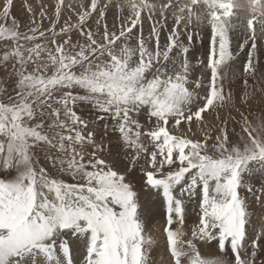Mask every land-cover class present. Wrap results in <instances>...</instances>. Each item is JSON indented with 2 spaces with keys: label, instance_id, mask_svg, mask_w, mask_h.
<instances>
[{
  "label": "snow or ice",
  "instance_id": "1",
  "mask_svg": "<svg viewBox=\"0 0 264 264\" xmlns=\"http://www.w3.org/2000/svg\"><path fill=\"white\" fill-rule=\"evenodd\" d=\"M111 4L21 22L0 0V264H264V42L213 0L206 29L179 0Z\"/></svg>",
  "mask_w": 264,
  "mask_h": 264
},
{
  "label": "bare ground",
  "instance_id": "2",
  "mask_svg": "<svg viewBox=\"0 0 264 264\" xmlns=\"http://www.w3.org/2000/svg\"><path fill=\"white\" fill-rule=\"evenodd\" d=\"M38 1H40L41 4H44L46 2V0H38ZM215 1H217L218 4ZM224 1H226L227 3V0H213V2L216 3L217 5H220V3ZM229 1H230V4L234 3L235 5H238V8L234 7L233 8V10H235L234 13H230V14L227 13L228 14L227 16H223V19L220 21V23L224 24L227 27L228 31L231 32L233 35H240L243 37H247L249 34H252L255 36V38H257L259 43H262V40H264V32H263L264 28H262L261 25H258L259 22L251 21L250 19L251 17L249 14L251 13L255 14L256 12L258 15V14H261L262 12L261 10H263L264 12V3H261L259 0H229ZM83 2L84 0H65V4H66L65 6L67 7L69 6L68 4H71V5L76 6L75 8H77ZM117 3H118V0H113L110 7L114 8V10L117 11L116 9ZM179 3H181L184 7L189 9V11L184 14L185 17L188 18L189 23H192L197 28L206 29L207 22H208L207 14L210 11V9L206 7V5L209 3V0H198V2L197 0H179ZM241 5H245L246 7L241 6ZM239 20L242 21L243 24H241ZM250 22H252L251 25H253V23H257L255 24L257 26L255 25L254 27L250 26L249 25ZM239 26H240V29H239ZM146 28H147V24L145 25V29ZM207 41H208L207 30L201 32L199 35L196 36L195 43H194L195 49L197 50L196 59H198L203 54L204 44H206ZM239 55L242 56L243 54L240 53ZM254 216L257 218V227H259L258 226L259 221L264 220V206L257 208L254 212ZM259 218L260 220H258ZM155 259L159 261L161 259V255L157 253L155 256Z\"/></svg>",
  "mask_w": 264,
  "mask_h": 264
},
{
  "label": "rangeland",
  "instance_id": "3",
  "mask_svg": "<svg viewBox=\"0 0 264 264\" xmlns=\"http://www.w3.org/2000/svg\"><path fill=\"white\" fill-rule=\"evenodd\" d=\"M113 1V0H112ZM229 0H227L228 2ZM261 3H264V0H259ZM217 3V1H215ZM220 2V1H218ZM221 3H224V2H221ZM220 3V5H221ZM226 3V2H225ZM224 3V4H225ZM230 4V1L228 2ZM218 4V3H217ZM41 3L40 1L38 0H13V8H12V15L17 18L19 21L23 22L25 21L30 13L28 11L29 7L32 8V10L37 14H39V11L41 10ZM66 5V4H65ZM69 6H71L72 8H75L76 6L74 5H71V4H68ZM116 5V4H115ZM227 5V4H226ZM231 6H227V8L225 9V14L223 16H227L228 14L227 13H234L235 10H233L234 7H237L238 8V5H235L234 3H231L230 4ZM241 6H244L246 7L245 5H241ZM68 6L66 7V10H67ZM261 14H258L255 12L254 13H251L249 14L250 15V19L251 21L253 22H259L258 25H261L262 28H264V12L263 10H261ZM117 11L114 10V8H112V17L110 18L109 22L111 24L112 22V18L115 17ZM209 13V12H208ZM261 15V16H259ZM261 18V19H260ZM258 20V21H257ZM240 21V20H239ZM238 21V22H239ZM241 24L242 21H240ZM239 22V23H240ZM252 23V22H251ZM257 23H253V25H255ZM250 25V24H249ZM257 26V25H255ZM239 29H240V26H239ZM147 30V28L145 29ZM264 32V31H263ZM257 40V38H256ZM258 41V40H257ZM262 42H264V40H262ZM259 43V41H258ZM235 68H233V72L235 73V78L232 79L227 85L226 87L231 89L232 91L236 92L237 95L240 94L241 92V86H240V83H239V72H240V69L241 68V64L237 63L235 66ZM237 67V68H236ZM11 71L10 67L6 70L4 67H0V80H3V86L8 89L9 91L11 90L12 88V79L9 78V75L8 73ZM262 71H264V67L262 68ZM257 89H259L261 86L260 85H257L256 86ZM253 96H254V100L252 101V105L254 108H258L261 106L262 104V96H264V93H261L259 90L255 91L253 93ZM232 116L234 117H237L238 119V116H237V113L233 110L232 113H231ZM219 116H220V120H217L214 116H211V117H208V119L214 123V124H217L219 125L220 121H227L228 120V116H229V113L227 110H220V113H219ZM235 125H233L231 122H229V128L233 127ZM237 131H239V128L237 126ZM251 183L252 185L254 186V188H259L261 184H264V175H262L261 173H256L253 175L252 179H251ZM246 195H250L248 193H245ZM261 206H264V205H261L260 203L258 202H252L251 204V208L253 210V213L255 212V210ZM260 220V218L258 219ZM160 223L162 224L163 223V219L161 218L160 219ZM156 226V222L153 223V227ZM259 226V225H258ZM209 258H212V257H209Z\"/></svg>",
  "mask_w": 264,
  "mask_h": 264
}]
</instances>
